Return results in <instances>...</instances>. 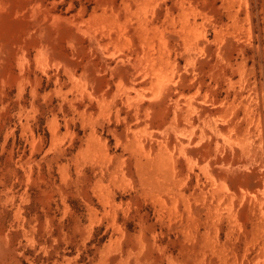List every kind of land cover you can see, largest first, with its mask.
Segmentation results:
<instances>
[{"label": "rangeland", "instance_id": "374dc122", "mask_svg": "<svg viewBox=\"0 0 264 264\" xmlns=\"http://www.w3.org/2000/svg\"><path fill=\"white\" fill-rule=\"evenodd\" d=\"M0 264H264V0H0Z\"/></svg>", "mask_w": 264, "mask_h": 264}, {"label": "bare ground", "instance_id": "6f19581e", "mask_svg": "<svg viewBox=\"0 0 264 264\" xmlns=\"http://www.w3.org/2000/svg\"><path fill=\"white\" fill-rule=\"evenodd\" d=\"M129 98V95L127 96ZM189 106V105H188Z\"/></svg>", "mask_w": 264, "mask_h": 264}]
</instances>
